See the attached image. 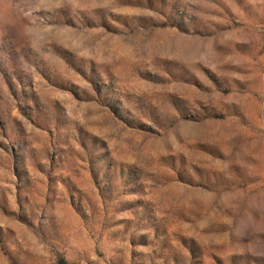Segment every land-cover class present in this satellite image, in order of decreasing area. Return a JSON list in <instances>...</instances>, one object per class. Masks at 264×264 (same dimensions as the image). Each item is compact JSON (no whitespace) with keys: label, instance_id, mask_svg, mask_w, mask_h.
Masks as SVG:
<instances>
[{"label":"rangeland","instance_id":"1","mask_svg":"<svg viewBox=\"0 0 264 264\" xmlns=\"http://www.w3.org/2000/svg\"><path fill=\"white\" fill-rule=\"evenodd\" d=\"M0 264H264V0H0Z\"/></svg>","mask_w":264,"mask_h":264}]
</instances>
